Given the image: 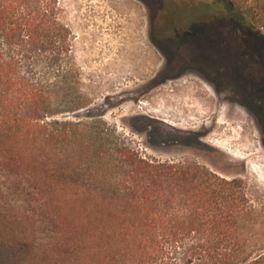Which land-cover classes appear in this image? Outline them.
Here are the masks:
<instances>
[{
	"label": "trees",
	"instance_id": "obj_1",
	"mask_svg": "<svg viewBox=\"0 0 264 264\" xmlns=\"http://www.w3.org/2000/svg\"><path fill=\"white\" fill-rule=\"evenodd\" d=\"M199 15L208 17L153 32L152 42L193 49L192 66L264 124L254 11L212 0ZM70 39L60 0H0V264H264V246L251 250L245 231L252 206L241 179L134 150L110 153L121 170L96 189L60 181L68 173L58 164L48 170L46 81L69 58ZM61 136L52 131L54 148Z\"/></svg>",
	"mask_w": 264,
	"mask_h": 264
},
{
	"label": "rangeland",
	"instance_id": "obj_2",
	"mask_svg": "<svg viewBox=\"0 0 264 264\" xmlns=\"http://www.w3.org/2000/svg\"><path fill=\"white\" fill-rule=\"evenodd\" d=\"M236 1L254 11L264 33V0ZM208 2L60 0L71 54L46 81L47 167L64 168L68 176L60 181L96 189L121 170L110 153L134 150L148 160L198 164L241 179L252 206L245 231L254 234L250 249L257 250L264 246V124L232 89L219 90L192 66L193 49L162 50L151 39L186 18L207 19L199 11ZM56 128L62 136L54 148Z\"/></svg>",
	"mask_w": 264,
	"mask_h": 264
},
{
	"label": "flooded vegetation",
	"instance_id": "obj_3",
	"mask_svg": "<svg viewBox=\"0 0 264 264\" xmlns=\"http://www.w3.org/2000/svg\"><path fill=\"white\" fill-rule=\"evenodd\" d=\"M157 47V46H156ZM158 48V47H157Z\"/></svg>",
	"mask_w": 264,
	"mask_h": 264
}]
</instances>
